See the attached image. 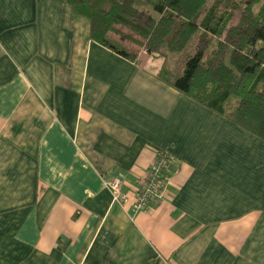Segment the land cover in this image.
Here are the masks:
<instances>
[{"label":"crops","instance_id":"0c3cea01","mask_svg":"<svg viewBox=\"0 0 264 264\" xmlns=\"http://www.w3.org/2000/svg\"><path fill=\"white\" fill-rule=\"evenodd\" d=\"M141 53L65 0H0V264H264V139ZM158 150L171 182L135 212Z\"/></svg>","mask_w":264,"mask_h":264},{"label":"trees","instance_id":"16d2710c","mask_svg":"<svg viewBox=\"0 0 264 264\" xmlns=\"http://www.w3.org/2000/svg\"><path fill=\"white\" fill-rule=\"evenodd\" d=\"M65 1L93 40L131 60L145 48L164 82L264 139V0ZM188 45L176 76L166 56Z\"/></svg>","mask_w":264,"mask_h":264},{"label":"built area","instance_id":"2783aa9c","mask_svg":"<svg viewBox=\"0 0 264 264\" xmlns=\"http://www.w3.org/2000/svg\"><path fill=\"white\" fill-rule=\"evenodd\" d=\"M171 156L167 151L158 150L148 167L145 175L140 180L136 197L133 203L135 212L149 211L153 204L160 203L165 197L167 187L171 182L169 170ZM104 183L112 191L115 200L121 202L125 199L119 178H105Z\"/></svg>","mask_w":264,"mask_h":264},{"label":"rangeland","instance_id":"374dc122","mask_svg":"<svg viewBox=\"0 0 264 264\" xmlns=\"http://www.w3.org/2000/svg\"><path fill=\"white\" fill-rule=\"evenodd\" d=\"M101 1H103V0H97V3H101ZM114 38L116 40L122 41L123 43H128L127 40H124V38H121V37H119L117 35H115ZM135 47L137 49H139V52H142L141 53V58L144 60L146 55L143 53V51L147 52V50L145 48H142V47H138V46H135ZM193 49H194L193 47H189V45H188L185 48V50H183V51H178L177 50V51L168 52V54L166 56V60L164 62L165 67L168 68L169 70H171L172 72H174V74L176 76L180 75L181 72L183 71L182 69H183L184 63H185L186 59L188 58L187 55L190 52H192ZM160 60L163 62L162 58H160Z\"/></svg>","mask_w":264,"mask_h":264},{"label":"bare ground","instance_id":"6f19581e","mask_svg":"<svg viewBox=\"0 0 264 264\" xmlns=\"http://www.w3.org/2000/svg\"><path fill=\"white\" fill-rule=\"evenodd\" d=\"M169 170H170V168H169Z\"/></svg>","mask_w":264,"mask_h":264}]
</instances>
